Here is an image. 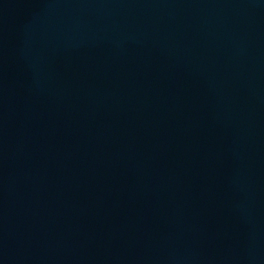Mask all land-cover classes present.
Returning <instances> with one entry per match:
<instances>
[{
    "label": "water",
    "instance_id": "obj_1",
    "mask_svg": "<svg viewBox=\"0 0 264 264\" xmlns=\"http://www.w3.org/2000/svg\"><path fill=\"white\" fill-rule=\"evenodd\" d=\"M0 264H264V0H0Z\"/></svg>",
    "mask_w": 264,
    "mask_h": 264
}]
</instances>
